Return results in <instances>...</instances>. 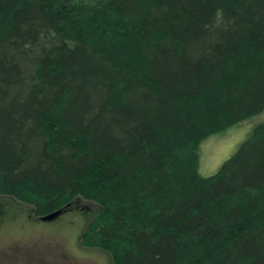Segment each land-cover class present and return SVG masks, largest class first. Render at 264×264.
<instances>
[{"label":"trees","instance_id":"trees-1","mask_svg":"<svg viewBox=\"0 0 264 264\" xmlns=\"http://www.w3.org/2000/svg\"><path fill=\"white\" fill-rule=\"evenodd\" d=\"M264 0H0V195L81 197L114 264H264Z\"/></svg>","mask_w":264,"mask_h":264},{"label":"rangeland","instance_id":"rangeland-1","mask_svg":"<svg viewBox=\"0 0 264 264\" xmlns=\"http://www.w3.org/2000/svg\"><path fill=\"white\" fill-rule=\"evenodd\" d=\"M263 120L264 111L205 138L198 148L200 174L217 172ZM76 204L43 221L29 204L0 195V264H114L116 248L91 238L100 205L82 197Z\"/></svg>","mask_w":264,"mask_h":264},{"label":"water","instance_id":"water-1","mask_svg":"<svg viewBox=\"0 0 264 264\" xmlns=\"http://www.w3.org/2000/svg\"><path fill=\"white\" fill-rule=\"evenodd\" d=\"M70 203L71 202H69L67 205H69ZM64 209L60 208V209H57V210H55L53 212H49L47 214L41 215V219L43 221L54 220V219H56L63 212Z\"/></svg>","mask_w":264,"mask_h":264},{"label":"flooded vegetation","instance_id":"flooded-vegetation-1","mask_svg":"<svg viewBox=\"0 0 264 264\" xmlns=\"http://www.w3.org/2000/svg\"><path fill=\"white\" fill-rule=\"evenodd\" d=\"M71 204H75V205H77L75 202H71L69 205H71ZM69 205L66 204V205L63 207V209H64V208H65V209L63 210L62 213H64V211H66V210L68 209ZM76 207H77V206H76ZM83 208H86V207H83ZM62 213H61V214H62ZM61 214H60V215H61ZM36 216H37L39 219H41V215H36ZM41 220H42V219H41Z\"/></svg>","mask_w":264,"mask_h":264},{"label":"bare ground","instance_id":"bare-ground-1","mask_svg":"<svg viewBox=\"0 0 264 264\" xmlns=\"http://www.w3.org/2000/svg\"><path fill=\"white\" fill-rule=\"evenodd\" d=\"M63 209V208H62Z\"/></svg>","mask_w":264,"mask_h":264}]
</instances>
